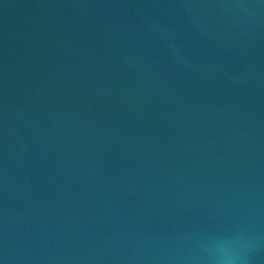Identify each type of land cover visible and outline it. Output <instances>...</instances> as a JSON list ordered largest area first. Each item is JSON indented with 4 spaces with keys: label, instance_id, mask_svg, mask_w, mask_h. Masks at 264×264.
Wrapping results in <instances>:
<instances>
[{
    "label": "water",
    "instance_id": "obj_1",
    "mask_svg": "<svg viewBox=\"0 0 264 264\" xmlns=\"http://www.w3.org/2000/svg\"><path fill=\"white\" fill-rule=\"evenodd\" d=\"M0 264H264V0H0Z\"/></svg>",
    "mask_w": 264,
    "mask_h": 264
}]
</instances>
